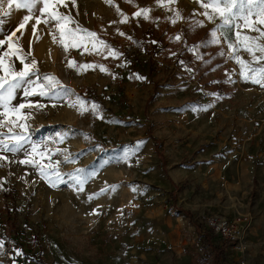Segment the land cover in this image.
<instances>
[{
	"label": "rangeland",
	"instance_id": "374dc122",
	"mask_svg": "<svg viewBox=\"0 0 264 264\" xmlns=\"http://www.w3.org/2000/svg\"><path fill=\"white\" fill-rule=\"evenodd\" d=\"M4 11L7 0L5 66L22 68L11 55L20 48L39 80L0 110V139L24 136L17 151L0 144V264H35L30 255L47 264H214L193 221L237 211L251 215L245 264H264V87L245 82L227 47L235 31L258 32L241 26L212 43L219 20L201 15L198 0H52L19 30L29 13ZM77 25L96 36H69ZM236 54L248 62L244 75L264 66ZM41 84L47 95L24 96ZM21 103L33 106L11 111ZM223 260L236 264L231 249Z\"/></svg>",
	"mask_w": 264,
	"mask_h": 264
},
{
	"label": "snow or ice",
	"instance_id": "6c2138e0",
	"mask_svg": "<svg viewBox=\"0 0 264 264\" xmlns=\"http://www.w3.org/2000/svg\"><path fill=\"white\" fill-rule=\"evenodd\" d=\"M5 0H0V10L3 9ZM52 0H7V8L8 11L3 12L4 17H10L13 10H26L29 15H25L23 17L22 22L18 25L17 30L22 29L25 25L29 22L30 19L33 18L36 11H40L41 15L45 11H47L50 7V3ZM63 3V0H60ZM75 4V0H73ZM198 3L201 7L205 9L201 15H204L209 21L215 22L217 19L219 23H217L216 28L212 30L210 35L212 36V43L219 44L221 43L220 36L217 35L219 32L221 36L224 35L225 31H234L239 29L241 26L249 28L253 31L259 33L258 37H250L244 35L241 37V33L239 31H235V40H228L227 47L233 49V52L229 54L231 59H234L240 66H241V75L243 76L245 82H252L255 84H259L264 87V66H249L248 72L250 75H244L243 69L248 62L243 61L240 57L236 54L241 49L249 53L253 56L255 61L264 60V44L257 43L258 40H264V30L259 27H256V23L252 21L251 18L255 17L259 24L264 25V0H198ZM42 4L43 9H37L36 5ZM64 6H67L66 4ZM208 9H212L211 12ZM146 11V10H145ZM136 15H140V13H136ZM179 12L177 13V17L179 18ZM57 17L55 14L50 16L51 19H56ZM60 21L67 20L70 23H75L69 16H63L61 14ZM41 22L40 17L36 16V23L39 24ZM49 22V21H45ZM242 22V25H241ZM4 21L0 19V25H2ZM198 26L202 27L203 22H199ZM35 32V28L33 29ZM76 31H84L87 32L89 37H95L96 33L90 32L84 29L79 28L77 25V29H67V34L69 36H74ZM64 29L61 30V35L63 36ZM123 35V33H120ZM15 35L13 32L9 37L8 40L12 41V36ZM55 39V37H54ZM179 39V36L176 37ZM237 40L240 42L237 43ZM103 44V41H100ZM4 41L0 40V50L3 49ZM108 47L107 45H104ZM11 47V45H10ZM258 51L260 56H256L255 53ZM114 56L118 55L117 53H112ZM220 55H225L224 52L219 53ZM13 56H17L20 59V63L22 64V68L20 70H16L12 67L11 64L5 66V60L9 56V52L4 51L2 55H0V69L3 70V74L0 75V110L7 109L9 107V103L12 99L15 98L14 94L17 88H20L22 85H35V81L31 79V77L35 76L36 80H39L38 69L36 68V61L33 59L31 64L26 63V57L23 55L22 49L17 48L15 51L11 53ZM71 66V64H70ZM84 67H91L90 65H85ZM101 70L106 71L101 66ZM259 73V76L256 77L255 74ZM49 81V86L54 87L56 85V78L55 77H46ZM40 91L37 92L35 87H26L23 89V93L25 97L32 96V95H47V92L44 91V85H39ZM216 95V94H211ZM33 105L31 103L24 104L21 103L18 106H12L11 111L19 113L21 109L24 108H31ZM40 107V105H37ZM96 108V105L93 104V109ZM0 114L6 115V113L0 112ZM83 114V113H81ZM21 127H26V125H21ZM5 134L0 133V136H4ZM9 140H15L14 144L5 143L3 139H0V144H3V150L7 151H17L19 147L22 145L24 140V136L21 133H13L12 136L8 137ZM33 150L35 147L33 146ZM22 163H30V161H22ZM59 163V162H57ZM41 176H45V173L41 171ZM59 178V177H57ZM91 199V197H90ZM0 247H2V242H0ZM23 255V253H19Z\"/></svg>",
	"mask_w": 264,
	"mask_h": 264
},
{
	"label": "built area",
	"instance_id": "2783aa9c",
	"mask_svg": "<svg viewBox=\"0 0 264 264\" xmlns=\"http://www.w3.org/2000/svg\"><path fill=\"white\" fill-rule=\"evenodd\" d=\"M131 44V42H129ZM201 230H207L219 242H227L226 249L232 250L236 264H245L243 258L247 252L245 236L251 222L249 212H234L231 217H224L219 214L209 213L198 219ZM2 223L0 221V233ZM4 248V246H3ZM231 257V255H230ZM4 264H11L9 257H3Z\"/></svg>",
	"mask_w": 264,
	"mask_h": 264
},
{
	"label": "trees",
	"instance_id": "16d2710c",
	"mask_svg": "<svg viewBox=\"0 0 264 264\" xmlns=\"http://www.w3.org/2000/svg\"><path fill=\"white\" fill-rule=\"evenodd\" d=\"M149 97L146 99L145 104L148 102ZM153 140L154 149L158 146V139L155 137H151ZM158 158H163L161 151H155ZM170 197L174 198V191L170 192ZM177 211H181L184 215L189 216L188 211L183 210L179 207L175 208ZM194 230L197 232L199 237L203 240L206 247L209 248L210 252L212 253V260L214 264H225L223 258L225 255V247L227 246V242L217 243L214 242L213 236L207 230H201L198 220L193 221ZM30 260H32L35 264H47L39 257H34L33 255L29 256Z\"/></svg>",
	"mask_w": 264,
	"mask_h": 264
},
{
	"label": "bare ground",
	"instance_id": "6f19581e",
	"mask_svg": "<svg viewBox=\"0 0 264 264\" xmlns=\"http://www.w3.org/2000/svg\"><path fill=\"white\" fill-rule=\"evenodd\" d=\"M52 43L50 42H46V43H44L43 44V46H41L42 48H44L45 50H46V52H47V55H49L50 54V51H51V47H52V45H51ZM41 47H40V45L38 46V48H40L41 49ZM46 58V57H45ZM50 58V57H49Z\"/></svg>",
	"mask_w": 264,
	"mask_h": 264
},
{
	"label": "crops",
	"instance_id": "0c3cea01",
	"mask_svg": "<svg viewBox=\"0 0 264 264\" xmlns=\"http://www.w3.org/2000/svg\"><path fill=\"white\" fill-rule=\"evenodd\" d=\"M214 214H215V213H214ZM219 215H220V214H219ZM232 215H233V213H232L231 215H229L228 217H231ZM224 217H227V216H224ZM246 234H247V233H246ZM213 239H215L214 242L222 243V242H219V241H218L216 238H214V237H213ZM245 241H246V236H245ZM247 249H248V246H247ZM225 251H226V255H227V252H228V251H227L226 247H225ZM224 256H225V255H224ZM226 261H228V260H226Z\"/></svg>",
	"mask_w": 264,
	"mask_h": 264
}]
</instances>
